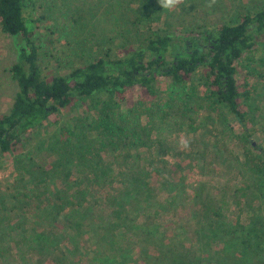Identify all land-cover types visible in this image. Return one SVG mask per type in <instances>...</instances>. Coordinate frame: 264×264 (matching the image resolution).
<instances>
[{
  "label": "rangeland",
  "instance_id": "rangeland-1",
  "mask_svg": "<svg viewBox=\"0 0 264 264\" xmlns=\"http://www.w3.org/2000/svg\"><path fill=\"white\" fill-rule=\"evenodd\" d=\"M141 2L140 5L137 0H39L32 9L31 20L38 44L45 45L49 40L54 43L49 48L56 59L49 61L48 72L59 69L67 74L71 68L93 61L103 48L141 46V35L152 31H166L178 40L186 31L232 24L264 6V0H183L169 11L161 8L158 0ZM138 17L143 19L142 26ZM260 39L258 50L251 56L254 60L247 56L239 63V80L244 89L252 92L247 110L253 138L264 146V77H261L264 37ZM24 46L21 37H8L0 27V115L9 111L19 91L11 69ZM168 85L164 83L162 89L166 90ZM155 101L147 100L148 106L152 107ZM154 112L142 119L153 130L147 149L116 154L100 151L99 147L88 151L87 137H96L88 134L94 113H90L87 101L74 100L69 108L25 134L14 151L0 152V264H23V260L30 264H52L46 261L49 256L46 251L39 255L30 250L34 247V229L45 227L62 232L56 242L63 252H71L64 256L70 258L71 264H104L105 257L111 258L112 264H157L158 246L152 238L163 240L171 253L181 249L182 257L186 255L192 264H197L200 257L203 264H214L216 255L207 256L206 245L211 243L213 254L224 253L227 239L224 244L215 243L211 225L206 236L212 239L195 236L196 211L201 210L196 202L203 187L222 191L229 186L234 191L242 183L240 162L246 145L239 140L242 129L231 116L218 111L212 114L198 110L186 115L171 108L170 113ZM182 134L190 138L187 151L178 146ZM105 172L106 176L98 178ZM140 173L144 174L150 191L139 199H130L126 184ZM83 194L94 198L93 203L74 200ZM108 195L121 199L123 207L119 209L126 211L120 221L124 224L122 229H112L119 220L114 214L117 205ZM176 195L175 202L168 201ZM56 196L57 200L69 199L67 213L73 216L75 211V221L64 220L62 216L43 221L38 204L47 208L56 201ZM228 213L225 222L248 225L249 213H240L236 208ZM77 220L80 221L75 223ZM181 225L184 239L178 234ZM73 227L80 232L64 237ZM169 260L167 264H172Z\"/></svg>",
  "mask_w": 264,
  "mask_h": 264
},
{
  "label": "trees",
  "instance_id": "trees-1",
  "mask_svg": "<svg viewBox=\"0 0 264 264\" xmlns=\"http://www.w3.org/2000/svg\"><path fill=\"white\" fill-rule=\"evenodd\" d=\"M141 1L137 0L140 5ZM38 2L0 0L2 34L21 37L25 43L11 69L19 91L9 111L0 115V152L14 151L25 134L69 108L74 100L87 101L90 113H94L88 134L96 137H87V150L99 147L100 151L109 154L149 148L153 130L150 124L144 125L142 119L155 110L170 113L172 108L186 115L198 110L212 114L218 111L224 116H231L242 129L239 140L246 144L244 158L240 162L242 183L234 191L229 186L222 191L207 190L206 187L200 189L199 202L196 203L201 210L196 211L195 236L211 238L206 236L207 227L211 225L215 243L224 244L223 240L227 239L224 253L213 254L209 246L211 243L206 245L207 256L216 255L214 264H264V146L255 143L253 138L251 115L247 110L252 92L244 89L239 80V63L247 56L254 60L251 56L258 50L260 38L264 37V6L256 12L242 15L239 21L232 24L222 23L216 27L200 28V31H186L178 40L166 31H152L141 35V46L129 44L115 50L103 48L96 53L93 61L62 74L59 69L48 72L49 61L56 59L52 48H49L54 43L49 40L48 45H39L36 39L31 13ZM138 20L142 26L143 19L138 17ZM261 62L264 64V57ZM167 82L169 85L163 90V84ZM149 99L164 103L157 104L155 101L150 107ZM106 175L105 172L98 178ZM126 186V191L131 192L128 196L130 199H139L150 191L141 173ZM86 196H76L74 200L79 203L87 201V204L92 200L93 203L94 198ZM108 196L117 205L114 214L119 220L112 229H122L124 224L120 221L126 211L119 209L123 207L121 199ZM175 200L177 195L168 201ZM67 201L69 199L62 197L57 200L56 196L54 203L47 208H43L42 203L38 204L37 210L46 223L59 216L67 221H75L73 216L77 213L72 211L73 216L67 213ZM232 208L251 215L248 225H242L240 221L236 224L225 222ZM82 221L83 225L85 219ZM71 230V233H64V237H72L80 232L76 227ZM182 230L181 225L178 234L184 239ZM62 235L53 227L34 229L31 252L41 255L42 251H46L49 254L46 261L52 264H71L70 258L64 257L65 253L71 252H63L56 242ZM152 239L153 244L158 246L157 264H167L169 259V262L173 261L172 264H192L186 255L182 257L184 252H180V248L177 247L179 251L173 248L174 253H171L163 240ZM103 262L112 264L114 261L105 257ZM197 264H203L202 257Z\"/></svg>",
  "mask_w": 264,
  "mask_h": 264
},
{
  "label": "clouds",
  "instance_id": "clouds-1",
  "mask_svg": "<svg viewBox=\"0 0 264 264\" xmlns=\"http://www.w3.org/2000/svg\"><path fill=\"white\" fill-rule=\"evenodd\" d=\"M182 2L183 0H158V4L161 6V8L167 9L169 11L174 10ZM178 146L181 150H189L190 138L182 134L178 139Z\"/></svg>",
  "mask_w": 264,
  "mask_h": 264
}]
</instances>
